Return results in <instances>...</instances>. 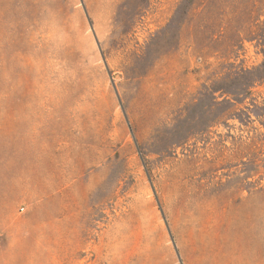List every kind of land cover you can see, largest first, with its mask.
Masks as SVG:
<instances>
[{
    "label": "rangeland",
    "instance_id": "obj_1",
    "mask_svg": "<svg viewBox=\"0 0 264 264\" xmlns=\"http://www.w3.org/2000/svg\"><path fill=\"white\" fill-rule=\"evenodd\" d=\"M0 264H264V0H0Z\"/></svg>",
    "mask_w": 264,
    "mask_h": 264
}]
</instances>
